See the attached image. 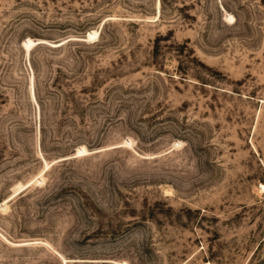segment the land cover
Listing matches in <instances>:
<instances>
[{"label":"rangeland","instance_id":"374dc122","mask_svg":"<svg viewBox=\"0 0 264 264\" xmlns=\"http://www.w3.org/2000/svg\"><path fill=\"white\" fill-rule=\"evenodd\" d=\"M0 264H264V0H0Z\"/></svg>","mask_w":264,"mask_h":264}]
</instances>
